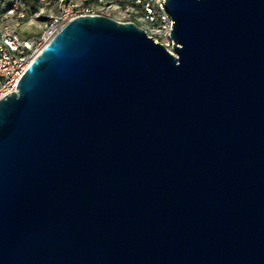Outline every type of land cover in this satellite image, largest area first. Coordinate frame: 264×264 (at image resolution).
<instances>
[{
	"label": "water",
	"instance_id": "obj_1",
	"mask_svg": "<svg viewBox=\"0 0 264 264\" xmlns=\"http://www.w3.org/2000/svg\"><path fill=\"white\" fill-rule=\"evenodd\" d=\"M65 23L0 98V264H264V0Z\"/></svg>",
	"mask_w": 264,
	"mask_h": 264
},
{
	"label": "built area",
	"instance_id": "obj_2",
	"mask_svg": "<svg viewBox=\"0 0 264 264\" xmlns=\"http://www.w3.org/2000/svg\"><path fill=\"white\" fill-rule=\"evenodd\" d=\"M165 0H0V98L16 91L29 63L59 29L78 16L101 15L132 23L171 54L174 40ZM42 20L35 37L22 38V24Z\"/></svg>",
	"mask_w": 264,
	"mask_h": 264
},
{
	"label": "rangeland",
	"instance_id": "obj_3",
	"mask_svg": "<svg viewBox=\"0 0 264 264\" xmlns=\"http://www.w3.org/2000/svg\"><path fill=\"white\" fill-rule=\"evenodd\" d=\"M42 27V20L33 21L30 23L26 22L19 27V34L22 38L35 37L38 33H40Z\"/></svg>",
	"mask_w": 264,
	"mask_h": 264
}]
</instances>
